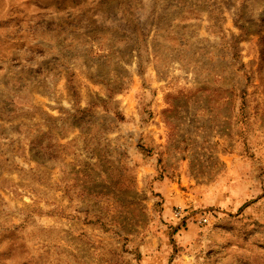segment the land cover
Segmentation results:
<instances>
[{
    "label": "rangeland",
    "instance_id": "rangeland-1",
    "mask_svg": "<svg viewBox=\"0 0 264 264\" xmlns=\"http://www.w3.org/2000/svg\"><path fill=\"white\" fill-rule=\"evenodd\" d=\"M0 264H264V0H0Z\"/></svg>",
    "mask_w": 264,
    "mask_h": 264
},
{
    "label": "built area",
    "instance_id": "built-area-1",
    "mask_svg": "<svg viewBox=\"0 0 264 264\" xmlns=\"http://www.w3.org/2000/svg\"><path fill=\"white\" fill-rule=\"evenodd\" d=\"M181 213V211H176L175 212V216H179V214ZM200 222L202 224H209L211 222L210 218L208 216H203L201 219H200Z\"/></svg>",
    "mask_w": 264,
    "mask_h": 264
}]
</instances>
